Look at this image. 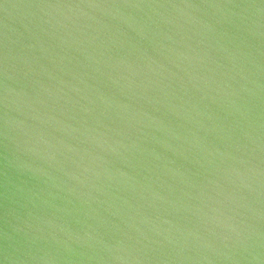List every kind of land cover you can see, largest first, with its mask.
Returning a JSON list of instances; mask_svg holds the SVG:
<instances>
[{"label":"water","instance_id":"water-1","mask_svg":"<svg viewBox=\"0 0 264 264\" xmlns=\"http://www.w3.org/2000/svg\"><path fill=\"white\" fill-rule=\"evenodd\" d=\"M0 264H264V0H0Z\"/></svg>","mask_w":264,"mask_h":264}]
</instances>
